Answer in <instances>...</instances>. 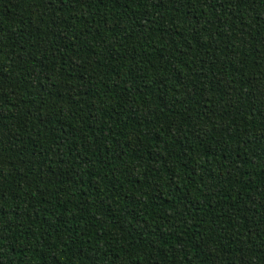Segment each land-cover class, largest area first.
<instances>
[{
  "label": "trees",
  "instance_id": "16d2710c",
  "mask_svg": "<svg viewBox=\"0 0 264 264\" xmlns=\"http://www.w3.org/2000/svg\"><path fill=\"white\" fill-rule=\"evenodd\" d=\"M0 264H264V0H0Z\"/></svg>",
  "mask_w": 264,
  "mask_h": 264
}]
</instances>
